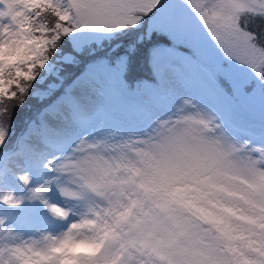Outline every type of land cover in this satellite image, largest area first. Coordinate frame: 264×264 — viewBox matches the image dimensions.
<instances>
[{"label":"snow or ice","instance_id":"1","mask_svg":"<svg viewBox=\"0 0 264 264\" xmlns=\"http://www.w3.org/2000/svg\"><path fill=\"white\" fill-rule=\"evenodd\" d=\"M165 9L166 0H0V156L30 100L38 106L13 157L36 163L81 137L47 159L53 175L38 186L18 174L27 199L67 227L25 238L0 219V264H264V127L254 143L238 124L242 103L264 109V0ZM85 32L121 39L85 46ZM150 42L155 81L131 88L126 57ZM113 44L126 53L115 63ZM125 93L137 98L140 131L108 123ZM53 188L68 207L47 198ZM23 202L0 194L7 207Z\"/></svg>","mask_w":264,"mask_h":264},{"label":"rangeland","instance_id":"2","mask_svg":"<svg viewBox=\"0 0 264 264\" xmlns=\"http://www.w3.org/2000/svg\"><path fill=\"white\" fill-rule=\"evenodd\" d=\"M167 3L168 0H166V9ZM165 10H162L161 13H157L155 17L147 18V23L144 28L145 32H152V25L154 21L159 16H161L163 11ZM196 23L197 22L193 18V25L195 26ZM110 38H113V35L91 34L87 32L82 33L78 36V39L85 46L92 42H101L105 40L108 41ZM127 38L134 40L136 37L133 34ZM119 39H121V37L116 40L118 41ZM146 58L148 61V67L152 75L154 76L152 66L149 61V54L146 56ZM117 61L118 59L115 60V62ZM136 86L137 84L131 88H135ZM123 95L128 100L137 104L136 97L128 96L126 93ZM32 101L35 102V100ZM21 110L22 109H17L14 112L16 115L22 116L24 113H22ZM135 111L136 105L130 108H121V111L114 105L112 111L108 115V123L120 126L125 130V132L140 131L142 130V126L138 124L133 115ZM239 113L240 119L238 121V124L242 129L245 130L241 133L243 138H250V133L258 134L261 128L264 127V109L261 108L259 102H256L254 105L242 103L239 108ZM161 115H166V113H161ZM14 127L15 125H12L11 132H13ZM80 138V136L73 137L70 146L65 147L63 150H57L53 148L48 149L46 158L36 163L25 164L23 161L18 160L12 155H9L8 157H6L7 155L0 156V173H3V179H0V194L11 191L15 193L18 199L22 197L24 198L23 204L19 207H16L18 210H4L3 214L8 216L0 215V219H3L5 221V226L7 228L15 229L17 232L24 234L25 238H27V236L33 234V232H35L36 230H46L58 233L67 227V222L55 218L42 202L31 201L27 199V197L29 196L28 187H26L18 179V174L24 171L30 172L33 177L31 186H38L40 183H43L44 179L49 178L53 175L50 170L43 167L44 163L47 162V159H52L62 154H68L71 150V147L74 146L75 143H78ZM11 150H14V147ZM3 158H5L4 161H1V159ZM47 198L52 203L60 204L65 207L69 206L65 203L64 199L61 198L60 194L55 188H53V190L47 194ZM0 207L4 208L7 206L0 204ZM73 219H75V216L73 217Z\"/></svg>","mask_w":264,"mask_h":264},{"label":"trees","instance_id":"3","mask_svg":"<svg viewBox=\"0 0 264 264\" xmlns=\"http://www.w3.org/2000/svg\"><path fill=\"white\" fill-rule=\"evenodd\" d=\"M153 31V30H152ZM155 35L157 37H161V43L164 42V40H166V37H163V34L160 32H156ZM119 37L117 36H113V38H110L108 41H117L116 39H118ZM151 40V37H150ZM107 41V40H105ZM105 41H101V42H105ZM107 41V42H108ZM115 45H111L108 49H106V51L109 52V56L110 59L113 63H115L116 59H119V55H126L125 52H121L120 49H116L115 51L112 50V48H114ZM151 49V42L146 46V50L145 51H141V52H137V53H133L130 56L126 57V67L124 70V78L127 81L128 85L130 87H133L134 85L137 84L138 81H150L153 82L154 78L153 75L148 67V61L146 56L148 55V50ZM84 68V65H81V67L79 69H77V74L79 73V71H82ZM31 102H28L32 105L31 108H24L21 110L22 113H24L22 116H18L15 114V112L13 113V119H12V125H15L13 132H11L10 138H9V148L7 150V154L12 153L11 150L14 147V144L17 140V138L20 136L21 132L24 129V123H23V119H26L28 115L30 114H34L36 107L38 106L37 102L30 100ZM19 117V119H18ZM6 154V155H7Z\"/></svg>","mask_w":264,"mask_h":264}]
</instances>
